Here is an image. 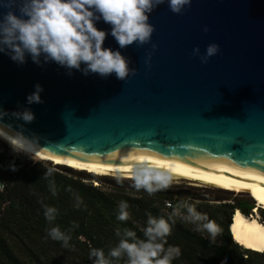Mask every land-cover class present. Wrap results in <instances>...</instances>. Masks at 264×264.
Wrapping results in <instances>:
<instances>
[{"label":"water","instance_id":"1","mask_svg":"<svg viewBox=\"0 0 264 264\" xmlns=\"http://www.w3.org/2000/svg\"><path fill=\"white\" fill-rule=\"evenodd\" d=\"M149 23L151 43L121 49L111 26L96 22L108 33L103 47L120 51L137 70L125 81L114 73L69 75L43 56V66L30 55L18 65L0 53V108H30L35 116L4 122L15 131L23 124L24 135L34 134L39 149L54 155L130 171L151 165L168 171L172 184L264 192V0H192L182 14L165 2ZM212 43L219 52L208 63L192 55ZM36 84L43 103L29 105Z\"/></svg>","mask_w":264,"mask_h":264},{"label":"clouds","instance_id":"2","mask_svg":"<svg viewBox=\"0 0 264 264\" xmlns=\"http://www.w3.org/2000/svg\"><path fill=\"white\" fill-rule=\"evenodd\" d=\"M165 2L173 13L182 14L192 0H0V53L6 52L18 65L26 63V55H30L35 64L43 66V56V63L55 62L65 67L69 75L73 69L82 71L85 76L91 73L102 78L114 73L117 79L125 81L137 70L129 67L130 61L120 51L103 47L108 33L98 29L96 22L102 19L111 26V35L121 49L133 44L143 46L151 43L155 31L149 23V14ZM3 9L8 10L5 12ZM203 31L208 32V27L205 26ZM156 48L157 45L152 44L153 51ZM218 52L219 45L212 43L203 55L198 46L193 49L192 55L206 64ZM150 59L151 53L145 62ZM34 87L35 91L27 97L29 105L43 103L40 95L42 86L36 84ZM5 117L31 123L35 119L34 113L30 108L11 113L0 108V139L7 142L15 154L28 155L33 159L35 151L40 148L37 143L39 138L34 134L31 138L25 136L23 124L18 125L19 131H15L12 123L4 122ZM11 167L16 170L14 165ZM53 171L48 168L45 179ZM130 178L133 181L131 187L136 191L143 190L149 196L168 190L173 180L168 171L151 165L136 166ZM52 191L55 195L54 186ZM77 201L78 207L82 201L79 197ZM168 207L172 208V212L167 220L149 216L147 226L142 230L144 239L137 238L136 233L129 229H124L123 233L117 229L116 235L120 237L118 245L111 248L107 255L102 249H92L90 258H94L93 264H113V261L119 262L125 257L126 264H172L181 251L178 247L166 248L165 245L171 234L169 221L175 223L177 218L194 224L197 232H206L213 241L221 231L207 215L197 212L187 202H179L175 206L169 204ZM128 208L126 201L119 202L118 220L130 219ZM56 212L54 207L45 206L44 216L51 223ZM48 236L62 241L64 247H68L71 239L59 227L48 230Z\"/></svg>","mask_w":264,"mask_h":264},{"label":"trees","instance_id":"3","mask_svg":"<svg viewBox=\"0 0 264 264\" xmlns=\"http://www.w3.org/2000/svg\"><path fill=\"white\" fill-rule=\"evenodd\" d=\"M48 168L54 171L45 179ZM0 178L7 183L0 195V264H93L92 249H102L107 255L118 245L117 229L121 233L129 229L144 239L142 230L150 215L167 220L168 213L162 210L164 199L188 200L221 229L213 241L206 232H197L194 224L179 218L175 223L169 221L171 234L165 247L175 246L181 251L172 264H264V252L239 245L230 232L234 211L251 213L253 200L210 204L208 200H219L220 196L189 193L184 200L182 194H164L157 205L159 193L149 196L145 191H136L131 179L118 182L108 176L55 169L42 162L31 163L9 149L0 151ZM77 197L82 201L78 207ZM120 201L129 205L127 221L117 219ZM45 206L57 210L51 223L44 216ZM52 227H59L71 237L68 247L48 236ZM113 264H126V257Z\"/></svg>","mask_w":264,"mask_h":264},{"label":"bare ground","instance_id":"4","mask_svg":"<svg viewBox=\"0 0 264 264\" xmlns=\"http://www.w3.org/2000/svg\"><path fill=\"white\" fill-rule=\"evenodd\" d=\"M34 156L39 157L43 160H49L53 164L65 163L81 167L83 166L91 170L93 174L113 173L119 176L131 177L132 173V171L128 169L96 159L64 157L45 152L39 148L35 151ZM245 194L251 196V198L254 200V207L252 208V211L249 214H244L241 211H237L238 209H236L235 214H232L231 217L232 220L230 223V232L233 239L239 245H242L243 247L249 248L254 251L264 252V216L262 217L258 213V209L264 210V192ZM249 245H251V247H249Z\"/></svg>","mask_w":264,"mask_h":264},{"label":"rangeland","instance_id":"5","mask_svg":"<svg viewBox=\"0 0 264 264\" xmlns=\"http://www.w3.org/2000/svg\"><path fill=\"white\" fill-rule=\"evenodd\" d=\"M4 149H9V150L12 151L11 147L9 146V144L7 142L3 141L2 139H0V151L1 150L3 151ZM18 155L20 157H22V158H26L31 163H33V162H42L45 165L53 167L55 169H62L61 168L62 165L70 166V167L76 166V165L65 164V163L64 164H53L49 160H45V159L43 160V159H40L39 157H36V156H33V159H31L28 155H24V154H18ZM74 168H76L78 170L73 169V171L83 172V173L89 174L91 176L100 175V176H108V177H112V178H116V179H131L130 177L119 176V175H115L113 173L93 174L91 172V170H89L88 168L83 167V166L82 167L81 166H76ZM93 184L97 185L98 183L94 181ZM104 188L108 189L107 186H104ZM142 191L143 190H141V192ZM157 193H159V196L155 198V202H156L157 205H160V202H161V199H162V198H160V195H164V194H169L171 196H173L175 194H182V197H185V196L189 195V193L201 194V195H204V196L206 195V196L211 197V198H213V197H215L217 195L220 196L219 200L218 199L217 200H208V203H210V204L232 203L235 199H252L251 196L246 195L245 193H237V192H234V191H225V190L207 189V188H200V187H193V186H186V185H179V184H171V186H170V188L168 190L157 192ZM185 199H188V198L185 197L184 200ZM186 202L188 203V200H186ZM235 212L236 211H234L233 214H235ZM258 213H259L260 216L261 215H262V217L264 216V212L260 211V209H258ZM231 220H232V218H231Z\"/></svg>","mask_w":264,"mask_h":264},{"label":"built area","instance_id":"6","mask_svg":"<svg viewBox=\"0 0 264 264\" xmlns=\"http://www.w3.org/2000/svg\"><path fill=\"white\" fill-rule=\"evenodd\" d=\"M6 186H7L6 181L0 178V195L5 192ZM179 202L180 201H174L173 199H165L162 204V210L169 214L172 212V208L168 207V205L171 204L175 206ZM183 202H186V201H183Z\"/></svg>","mask_w":264,"mask_h":264},{"label":"flooded vegetation","instance_id":"7","mask_svg":"<svg viewBox=\"0 0 264 264\" xmlns=\"http://www.w3.org/2000/svg\"><path fill=\"white\" fill-rule=\"evenodd\" d=\"M247 195V194H246ZM248 200H252V199H248Z\"/></svg>","mask_w":264,"mask_h":264},{"label":"snow or ice","instance_id":"8","mask_svg":"<svg viewBox=\"0 0 264 264\" xmlns=\"http://www.w3.org/2000/svg\"><path fill=\"white\" fill-rule=\"evenodd\" d=\"M249 247H251V245H249Z\"/></svg>","mask_w":264,"mask_h":264}]
</instances>
